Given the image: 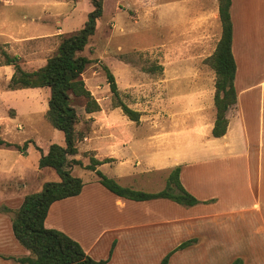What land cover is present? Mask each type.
Listing matches in <instances>:
<instances>
[{
	"label": "crops",
	"instance_id": "0c3cea01",
	"mask_svg": "<svg viewBox=\"0 0 264 264\" xmlns=\"http://www.w3.org/2000/svg\"><path fill=\"white\" fill-rule=\"evenodd\" d=\"M137 1L132 0L134 6ZM142 1V21L134 16L126 20L147 23L159 39L170 59L160 66L163 81L191 88L186 94L171 92L170 114L150 120L122 97L134 92L136 99L146 96V90L122 86L135 84L130 65L119 61L117 71L104 65L115 77L121 100L141 114L137 123L115 107L109 83L98 90L97 82L84 80L100 106L87 113L85 99L82 112L77 111L81 126L87 122L90 129L71 158L82 165L71 173L84 186L79 195L51 205L45 226L65 233L91 258L107 264H161L171 253L168 264H231L236 259L264 264V0H231L237 103L227 113V133L220 138L212 133L216 74L199 60L185 59L194 50L200 55L204 44H214L215 52L222 35L219 0H187L167 13V0ZM81 5L87 16H77ZM92 10L89 0H0V137L20 147L0 145V264H22L12 258L31 255L16 239L12 214L4 209H19L27 195L61 180L54 169H41L39 161L51 145H65L46 118L50 90L8 89L15 66L5 62L4 53L17 57L25 71L38 70L55 55L62 37L83 28ZM104 17L96 34L101 27L118 26L116 17ZM182 45L189 49L181 55ZM23 116L28 122L21 121L18 130L24 125L33 131L18 139L14 123ZM30 139L34 142L24 150ZM92 158L101 162L97 170L110 167L109 178L123 187L159 188L147 193L166 188L170 172L180 166L181 184L200 203L184 207L164 198L117 196L99 182L96 171L86 168ZM188 241L190 246L178 249Z\"/></svg>",
	"mask_w": 264,
	"mask_h": 264
},
{
	"label": "trees",
	"instance_id": "16d2710c",
	"mask_svg": "<svg viewBox=\"0 0 264 264\" xmlns=\"http://www.w3.org/2000/svg\"><path fill=\"white\" fill-rule=\"evenodd\" d=\"M93 10L83 28L77 32L64 36L54 56L48 59L46 65L35 71H25L17 57H10L4 53L5 62L15 66L8 89L18 90L26 88H48L50 90L49 108L46 113L47 121L64 134L65 145L53 144L47 154H42L39 167L54 169L60 177L58 182L45 183L40 192L27 195L21 207L17 210L5 208L12 214L13 232L21 245L31 252L30 256L12 258L22 264H107L108 260L96 261L91 258L83 247L65 233L48 229L45 220L51 205L57 201L77 196L83 189V181L72 175L73 167L82 165L81 161L71 159L78 154V143L90 129L85 122L81 126L82 118L72 103V97L86 99V112L93 113L100 110V106L86 88L83 74L91 60L82 53L90 39L95 35L97 22L103 16L104 0H89ZM231 0H219V15L222 24V35L215 52L205 60L215 74V109L216 119L213 136L223 137L227 133L229 121L228 111L237 103L235 89L236 62L232 53L233 22L231 18ZM108 83L113 94L115 107H120L124 114L132 121L139 122L141 114L120 98V92L111 70L104 66ZM0 145L7 147L19 146L3 141ZM101 162L91 159L86 168L96 171L99 182L117 196L134 200L148 201L153 199H169L184 207H192L200 203L181 184V167L173 169L168 178L166 189L158 193H147L129 187L121 186L116 180L105 176L96 167ZM192 241L179 246L178 249L188 247ZM172 254V253H171ZM169 254L161 264H168ZM231 264H243L236 259Z\"/></svg>",
	"mask_w": 264,
	"mask_h": 264
},
{
	"label": "rangeland",
	"instance_id": "374dc122",
	"mask_svg": "<svg viewBox=\"0 0 264 264\" xmlns=\"http://www.w3.org/2000/svg\"><path fill=\"white\" fill-rule=\"evenodd\" d=\"M186 1L187 0H167L165 4L166 13L174 6H184V3ZM143 5L144 4L142 0L137 1V4L135 6L132 0H105L103 15L105 16L104 20L110 21L111 18L116 17L118 26L115 29L114 24H110L106 28L101 27L98 33H95L96 35H94V37L90 39L88 46L82 53L85 57L91 60V63L88 65L86 71L84 72L83 78L86 82H97L98 84L96 85V89L99 90L100 86H104L108 83L104 65H108L109 68L117 71L121 65L119 61H125L130 65L133 76L135 77V84L129 86L122 83V86H125L126 89L146 90V96L143 97V100H139L136 99V92H134L135 94L122 93V97L127 100L128 104L133 106L137 105L139 108H142V114L148 115L150 120L154 119V121H162L166 119V117L170 114V105L167 100L169 98V94L174 91L186 94L191 88V85L175 86L166 84L165 81H163V69H160V66L165 64V62L170 61V59L167 57L168 54L161 51L159 39L156 38L155 35H153L152 32L148 29V27L146 26L147 23L141 22L140 24H136L131 20H126L125 16H134V20L140 18V21H142L143 16H145ZM82 8V5L79 6V10L76 13L77 16H87L83 15L84 13ZM153 46L156 47L152 48ZM199 48H201L202 50L200 51V55L197 54L196 50H194L193 54L190 56L191 58L187 57L185 59H190L192 61L199 60L200 62L205 63V60L209 58L213 53L214 44H204ZM188 49V46L182 45L181 55L182 53H187L186 51ZM103 57H106L105 60L102 59ZM209 68L210 70H212L211 67ZM72 98V103L77 111L82 112L85 98ZM14 114L15 111H9L10 116H14ZM27 119L28 117L23 116L20 118V120L14 123L15 133H17V135L19 136L18 139L24 138L26 135L31 134L33 131V128L31 129L30 127H28L26 129L24 125L23 131L18 130L16 125L21 123V121L28 122ZM51 131L57 132L59 136H62L64 140V135L62 132L52 127ZM31 142H34V139H30L29 141H27L22 146L24 147L23 149L25 150L28 144ZM31 157L35 158V153ZM102 173L105 176L110 177L109 175H111L112 170L110 167H106L102 170ZM157 189L159 188L151 186H141V189L138 190L147 192ZM164 189L166 188H163V190Z\"/></svg>",
	"mask_w": 264,
	"mask_h": 264
}]
</instances>
